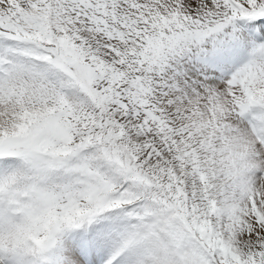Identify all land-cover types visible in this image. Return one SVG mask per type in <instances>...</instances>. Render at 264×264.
<instances>
[{"label":"snow or ice","instance_id":"1","mask_svg":"<svg viewBox=\"0 0 264 264\" xmlns=\"http://www.w3.org/2000/svg\"><path fill=\"white\" fill-rule=\"evenodd\" d=\"M0 264H264V0H0Z\"/></svg>","mask_w":264,"mask_h":264}]
</instances>
